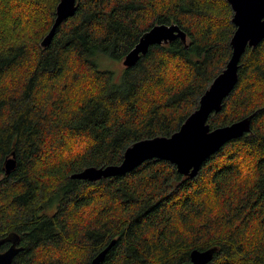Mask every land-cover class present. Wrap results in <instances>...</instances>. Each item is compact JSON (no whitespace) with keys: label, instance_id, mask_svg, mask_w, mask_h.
<instances>
[{"label":"trees","instance_id":"1","mask_svg":"<svg viewBox=\"0 0 264 264\" xmlns=\"http://www.w3.org/2000/svg\"><path fill=\"white\" fill-rule=\"evenodd\" d=\"M60 0H0V238L21 235L12 264H264V40L242 57L239 81L212 128L252 115L198 174L154 158L96 182L72 178L119 164L137 140L171 135L232 54L227 0H77L42 46ZM187 35L152 45L121 81L100 54L122 60L156 24ZM16 153V167L6 160ZM7 245L0 246L3 250Z\"/></svg>","mask_w":264,"mask_h":264},{"label":"water","instance_id":"2","mask_svg":"<svg viewBox=\"0 0 264 264\" xmlns=\"http://www.w3.org/2000/svg\"><path fill=\"white\" fill-rule=\"evenodd\" d=\"M233 10L232 21L236 26L231 39L232 54L225 68L214 78L199 100L198 107L171 135H158L135 141L124 152L119 164L89 166L72 174V178L96 182L104 177L131 172L145 161L154 158L168 160L186 176L198 174L203 163L218 152L227 142L251 131L252 115L238 121L212 128L209 119L223 108L224 100L232 93L239 81V69L243 55L248 48L258 46L264 40V0H227ZM77 0H60L54 23L42 41L48 47L58 27L77 11ZM180 38L187 41V35L178 24H156L142 34L137 44L125 58L126 67L135 66L146 55L152 45L168 44ZM16 153L6 160V173L16 167ZM10 242L8 248L0 251V264H12L16 255L23 250L21 235L10 232L0 239V245ZM115 241L99 252L90 264H101ZM217 247L194 249L190 260L181 264H208L212 261Z\"/></svg>","mask_w":264,"mask_h":264},{"label":"rangeland","instance_id":"3","mask_svg":"<svg viewBox=\"0 0 264 264\" xmlns=\"http://www.w3.org/2000/svg\"><path fill=\"white\" fill-rule=\"evenodd\" d=\"M96 62L100 69L110 70L114 73V80L121 81L124 71V64L122 60L112 58L106 54H100Z\"/></svg>","mask_w":264,"mask_h":264},{"label":"flooded vegetation","instance_id":"4","mask_svg":"<svg viewBox=\"0 0 264 264\" xmlns=\"http://www.w3.org/2000/svg\"><path fill=\"white\" fill-rule=\"evenodd\" d=\"M6 236V235H5ZM5 236H3V237H1V238H4ZM0 238V239H1ZM3 244H6L7 246L5 247V248H3V250H0V251H4L6 248H8L9 247V245H10V242H5V243H3ZM2 244V245H3ZM2 245H0V246H2ZM20 246H22L21 244H20Z\"/></svg>","mask_w":264,"mask_h":264}]
</instances>
